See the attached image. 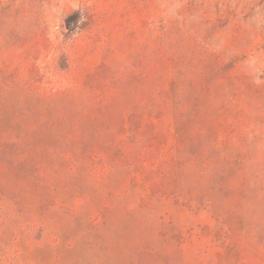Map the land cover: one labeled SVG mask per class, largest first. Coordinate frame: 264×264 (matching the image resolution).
<instances>
[{"label":"rangeland","instance_id":"1","mask_svg":"<svg viewBox=\"0 0 264 264\" xmlns=\"http://www.w3.org/2000/svg\"><path fill=\"white\" fill-rule=\"evenodd\" d=\"M0 264H264V0H0Z\"/></svg>","mask_w":264,"mask_h":264}]
</instances>
